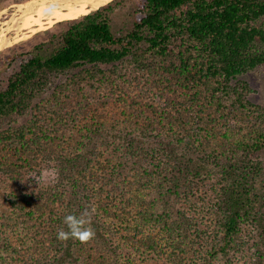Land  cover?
<instances>
[{
  "label": "trees",
  "instance_id": "trees-1",
  "mask_svg": "<svg viewBox=\"0 0 264 264\" xmlns=\"http://www.w3.org/2000/svg\"><path fill=\"white\" fill-rule=\"evenodd\" d=\"M120 1L4 57L0 264H264V0Z\"/></svg>",
  "mask_w": 264,
  "mask_h": 264
},
{
  "label": "rangeland",
  "instance_id": "rangeland-1",
  "mask_svg": "<svg viewBox=\"0 0 264 264\" xmlns=\"http://www.w3.org/2000/svg\"><path fill=\"white\" fill-rule=\"evenodd\" d=\"M31 1L0 0V34H2V36L8 42L7 45L3 46L2 49H0L2 50L0 52V82L1 83L4 82L5 78L12 71V67L8 66L4 62V57L13 52H23V51L31 50L36 44L45 40L48 37V35L44 33L46 30L54 28L56 24L59 23L57 22L50 26L47 25L45 26V28H39L37 25L25 26V21H26L25 11H22V9L26 4H28ZM135 2L136 0H122L117 5H115V11L112 14V23H113V28L116 32L125 29L127 25L131 23L132 20L131 13L134 8ZM62 21H66V20H62ZM58 28L60 27H57V29ZM65 78L66 77L64 76L63 80H65ZM242 78L247 80L251 84V87L253 88L252 93L249 95L250 100L261 105L264 108V67L258 68L257 70L249 71L248 73L244 74ZM54 79L57 80L56 78ZM19 120L21 122L23 118L19 117ZM202 200L203 198L201 197L198 201L202 202ZM7 206L8 204L1 201L0 217L3 213H5L8 210ZM249 239L252 238L249 236ZM38 254L39 253L33 255L32 260L30 259V257H28L29 260L27 262H23V264H38L37 259L40 258ZM245 254H247V250L246 252L244 251L242 255L238 256V259L239 258L240 259L239 261L237 260V264H245L247 258Z\"/></svg>",
  "mask_w": 264,
  "mask_h": 264
},
{
  "label": "bare ground",
  "instance_id": "bare-ground-1",
  "mask_svg": "<svg viewBox=\"0 0 264 264\" xmlns=\"http://www.w3.org/2000/svg\"><path fill=\"white\" fill-rule=\"evenodd\" d=\"M109 1L110 0H33L22 9V11H25V26L37 25L39 28H45L47 25L50 26L62 20L76 19L90 13L92 10ZM7 44V40L0 34V49Z\"/></svg>",
  "mask_w": 264,
  "mask_h": 264
},
{
  "label": "clouds",
  "instance_id": "clouds-1",
  "mask_svg": "<svg viewBox=\"0 0 264 264\" xmlns=\"http://www.w3.org/2000/svg\"><path fill=\"white\" fill-rule=\"evenodd\" d=\"M29 177H34L39 183L41 180L49 181L55 179V172L51 169L41 170L40 173L36 175H31ZM63 224L66 226L61 228L57 232V239L67 240L76 239L80 242H88L95 236L94 229L91 227V216L88 209H85L79 215L67 214L63 218Z\"/></svg>",
  "mask_w": 264,
  "mask_h": 264
},
{
  "label": "water",
  "instance_id": "water-1",
  "mask_svg": "<svg viewBox=\"0 0 264 264\" xmlns=\"http://www.w3.org/2000/svg\"><path fill=\"white\" fill-rule=\"evenodd\" d=\"M29 1H31V0H29ZM113 0H110L108 3H106V4H104V5H102V6H100V7H98V8H96V9H94V10H92V11H95V10H98L99 8H101V7H103V6H105V5H107V4H109V3H111ZM19 6V5H18ZM17 9H18V7H17ZM91 11V12H92ZM2 50H0V52H1Z\"/></svg>",
  "mask_w": 264,
  "mask_h": 264
}]
</instances>
